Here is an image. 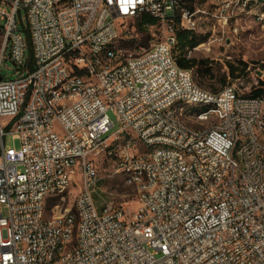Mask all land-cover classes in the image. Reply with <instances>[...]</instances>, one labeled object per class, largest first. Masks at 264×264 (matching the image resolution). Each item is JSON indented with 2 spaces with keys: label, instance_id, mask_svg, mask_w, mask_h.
<instances>
[{
  "label": "built area",
  "instance_id": "2783aa9c",
  "mask_svg": "<svg viewBox=\"0 0 264 264\" xmlns=\"http://www.w3.org/2000/svg\"><path fill=\"white\" fill-rule=\"evenodd\" d=\"M186 3L0 0V264H264V91L215 93L179 67L178 30L209 15ZM228 6L211 14L222 33ZM139 33L148 45L128 52ZM102 156L134 210H98Z\"/></svg>",
  "mask_w": 264,
  "mask_h": 264
},
{
  "label": "rangeland",
  "instance_id": "374dc122",
  "mask_svg": "<svg viewBox=\"0 0 264 264\" xmlns=\"http://www.w3.org/2000/svg\"><path fill=\"white\" fill-rule=\"evenodd\" d=\"M189 4L206 10L209 15H205L199 20L196 31H190V35H195L201 42L210 43V50L204 48L191 49L190 57L197 60H205L191 68L194 82L212 92L218 93L224 86L235 84L241 95H257L264 91V0H183ZM228 6V14L231 15L226 32L222 33L216 19L211 14L216 13V9L221 5ZM19 19L27 24L26 12L21 10ZM155 22L149 15H144L139 19V26L142 31ZM21 23V22H20ZM22 25V23H21ZM237 28V32L234 29ZM181 31L180 29L178 30ZM26 38V37H25ZM179 41V39H178ZM128 52H137L136 45L147 46L148 39L146 33H139L132 42L127 43ZM125 43V45H127ZM9 50V49H8ZM190 51V50H189ZM175 56L184 55L180 46L174 50ZM188 52L185 53L187 56ZM9 57V51L6 54ZM28 56V49H27ZM241 62L247 63V68L239 71L236 78L230 75V64L241 68ZM179 65V64H178ZM180 67V66H179ZM1 74L5 79H16L18 74L12 61L7 58L3 61ZM255 89H260L254 93ZM111 119L116 122L115 115L110 112ZM188 122L192 119L186 117ZM193 124V123H192ZM116 123L113 130L117 129ZM128 135L134 134L130 131ZM135 144L141 151L146 149L140 145L135 138ZM7 146L19 147L20 142L14 139L11 133L4 137ZM99 181L95 186L93 197L99 211H102L107 201L115 204L124 205L130 210L137 207L135 202V188L125 183L124 177L113 172L111 161L105 156L96 161ZM81 181L77 178L70 186L65 206H71L76 194L79 192Z\"/></svg>",
  "mask_w": 264,
  "mask_h": 264
},
{
  "label": "trees",
  "instance_id": "16d2710c",
  "mask_svg": "<svg viewBox=\"0 0 264 264\" xmlns=\"http://www.w3.org/2000/svg\"><path fill=\"white\" fill-rule=\"evenodd\" d=\"M186 2V1H184ZM186 5L190 8H192V5L189 3H186ZM25 37L27 40V49H28V56H29V61L32 63L33 61V48H32V43H31V37L26 29L25 31ZM178 44L177 46H180V49L182 50L184 55H181V57H177V62L180 67L186 68V69H191L198 63H204L205 60H197L195 58H187L185 53L191 50L193 47H195L197 44L201 43V39L195 35H190V31L187 30H181L178 33ZM247 68V63L246 62H241V68H238L237 65H232L230 64V75L233 76L234 78L237 77L239 71H243ZM260 89H255L254 93L260 92ZM254 95V94H252Z\"/></svg>",
  "mask_w": 264,
  "mask_h": 264
}]
</instances>
